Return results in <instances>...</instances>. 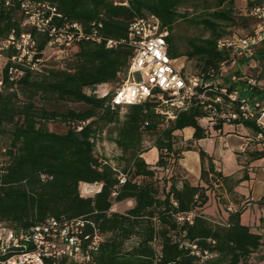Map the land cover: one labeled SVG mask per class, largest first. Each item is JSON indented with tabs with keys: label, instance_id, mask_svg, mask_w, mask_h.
Here are the masks:
<instances>
[{
	"label": "trees",
	"instance_id": "16d2710c",
	"mask_svg": "<svg viewBox=\"0 0 264 264\" xmlns=\"http://www.w3.org/2000/svg\"><path fill=\"white\" fill-rule=\"evenodd\" d=\"M35 1L49 3L57 9L62 15L57 24L79 23L87 33L96 28L103 39L119 42L127 40L130 24L136 19L155 15L170 32L167 41L171 58L186 55L196 59L200 73L218 69L226 59V54L217 49L218 41L229 36H225L227 27L246 20L239 22L235 0H214L213 4L193 0H127V5L116 0ZM190 4L196 9L204 7L205 12L190 18L189 13L180 11ZM263 5L264 0L248 1L249 10ZM179 20L202 26L210 36L189 39L186 51L181 52L174 38ZM21 22L17 8H0V39L12 30L32 32L39 51L45 50L48 37L22 27ZM66 54L74 58L71 69L26 70L16 84L9 82L7 69L4 71L5 88L0 92V222L14 229H28L51 217H85L103 233H112L101 245L97 264H248L263 246L264 236L242 223L243 211H229L225 223H215L202 214L209 202L211 184L228 187L230 181L235 184L247 181V167L243 176L233 181L216 170L213 158L203 149L177 147L175 132L185 128H194L193 141L208 138V129L199 123L205 116L202 108L195 106L178 113L167 126L164 117L156 113L153 102L113 111L106 106L108 98L87 95L85 90L103 84L116 88L121 81L119 75H125L129 69L131 47L124 42L108 49L106 41L98 44L84 40ZM255 59L264 69V43ZM259 79H264V74ZM20 95L24 96L23 100ZM255 95L264 99V88L256 89ZM37 97L58 103H79L85 109L60 112L39 108ZM122 110L125 112L121 119ZM56 120L66 125L64 133L49 129V123ZM83 122L82 130L71 126ZM110 124L117 126L114 142L126 161L122 171L96 155L102 126ZM243 124L252 127L256 135L261 131L252 121ZM221 128L222 124L215 127ZM147 134L156 135L153 147L158 150L159 159L155 168L142 157L146 153L143 142ZM189 144L193 146V142ZM191 150L199 152L200 180L206 186H194L188 180L181 181L179 186L172 178L169 190L161 198L158 170L170 171L172 164L178 165L182 153ZM247 155L249 162L264 159V151ZM121 175L126 177L124 184L119 181ZM81 183H99L102 189L94 197H82ZM128 199L135 200L134 208L125 215L108 216L113 202ZM185 213H195L193 224L179 223L177 216ZM183 233L188 240L217 256L199 263L174 240L173 236L180 237ZM133 236L139 242L127 251L125 242ZM45 264L53 263L47 260Z\"/></svg>",
	"mask_w": 264,
	"mask_h": 264
},
{
	"label": "built area",
	"instance_id": "2783aa9c",
	"mask_svg": "<svg viewBox=\"0 0 264 264\" xmlns=\"http://www.w3.org/2000/svg\"><path fill=\"white\" fill-rule=\"evenodd\" d=\"M116 1L127 5V0ZM0 8H17L22 15V27L49 39L43 51H39L38 40L32 32L12 30L0 39V92L5 88L6 69L9 82L14 84L26 70L42 72L47 49L64 54L84 40L98 44L106 41L108 49L125 42L132 49V57L127 73L119 75L118 86L99 85L86 89L87 95H91L87 91L96 90L98 98H108L106 106L113 111L153 102L166 126L178 113L198 106L205 113L199 121L205 122L206 127L252 121L261 129L255 139L264 142V99L255 95L261 83L257 78L248 77L243 69L247 65L257 66L255 56L264 43V5L249 11L254 25L247 34H232L218 41L217 49L226 54L218 69L197 74L186 73L184 65L177 66V59L171 58L167 41L170 32L155 15L136 19L130 24L127 40L119 42L103 39L96 28L87 33L79 23L57 24L62 15L46 2L0 0ZM84 125L85 122L71 124L77 130H82ZM119 181L124 184L126 177L121 175ZM194 217L195 213H185L178 215L177 220L193 224ZM173 238L180 249L188 251L199 263L217 256L188 240L185 233ZM105 241L106 234L85 217H51L28 229H14L0 222V264H45L47 260L53 264H97L96 257Z\"/></svg>",
	"mask_w": 264,
	"mask_h": 264
},
{
	"label": "rangeland",
	"instance_id": "374dc122",
	"mask_svg": "<svg viewBox=\"0 0 264 264\" xmlns=\"http://www.w3.org/2000/svg\"><path fill=\"white\" fill-rule=\"evenodd\" d=\"M236 2V16L240 21H243V23L237 25V26H231L227 27L226 34L232 35V34H239L244 35L247 32H249L253 25L254 20L249 15V8H248V1L249 0H235ZM194 3L202 4L203 2L213 4L214 0H193ZM180 11L182 13H189V17H193L195 15H198L202 12H205V8L200 6L199 8H195L193 5H186L182 8H180ZM210 36V32L207 31L202 26H196L191 25L188 22L184 20H179L175 32H174V38L175 43L178 47V49L181 52L186 51L187 47V41L191 38L195 37H201V38H207ZM74 58L70 55L67 56L66 53H56L55 49H47L45 51V62L43 63V70L49 69V68H56V69H71L72 65L74 63ZM184 65V71L186 73L191 74H197L200 73V64L198 61L194 58H189L188 56L184 55L177 59L176 65L181 66ZM256 67H251L250 65H247L243 67L244 72L248 77H254L257 78L260 83L261 87L264 88V79L260 80L259 76L264 74V69L260 62H257ZM107 91L111 89V87L108 86L106 88ZM95 91L89 90L87 93L91 95H95ZM20 99L23 100L24 96L20 95ZM36 105L39 108L45 107L48 110H58L60 112H65L67 110H75V111H82L85 109V106L79 103H72V102H65V103H58L55 100L51 99L49 101H46L43 98L37 97L36 99ZM124 110H122L120 116L122 119V116L124 114ZM49 129L51 131L57 132V133H64L67 129L66 125L61 121H51L48 125ZM116 125L110 124L106 126H102V131H100V137L96 141V155L102 159H106L109 161L112 165L119 168L121 171L126 166V161L123 160L121 157V151L116 146L114 139L116 137ZM215 128V127H214ZM215 131H217L215 129ZM213 129L212 131L208 130V138L217 139L216 132ZM226 131V130H225ZM186 134V133H184ZM220 136H227L224 134H221ZM156 140V135H145L144 142H143V149L146 152H149L151 149H153L154 143ZM209 143V140L204 143L206 145ZM221 149L227 150L228 149V143L221 141ZM182 149H186L189 147H192L191 144H189L188 141H185L184 138L181 136H178V146ZM152 153L156 154V151H150L146 155V159L148 160ZM190 157V154L186 157V160H188ZM239 160L243 162V166L247 167L246 165V159H244L242 156L239 157ZM151 161V160H148ZM224 165L227 169L226 173L228 174L231 172L229 170V163L228 160H225ZM170 171L166 170H158L157 174V181L159 186V196L161 198H164V194L169 190L171 185V179L174 178L176 181H178V185H181V181L183 180H192L191 176L189 177L188 172L181 166V161L177 164H172ZM247 170V168H246ZM244 171H242V175L244 174ZM248 171V170H247ZM253 181L250 183H245L242 188V191L246 194L249 193L248 198L244 199H234L232 197L226 196L224 187L220 185H213L211 184L210 188V197L212 199V207L208 209V213L212 214L215 212L214 216L211 217V220L215 223H225L228 217V212L230 211L229 208H231L233 211L241 209L243 211L241 220L242 223L245 225H248L253 232L260 233L264 236V188L262 189L261 184H257L258 181L262 180L264 181V165L258 167L256 170L253 171ZM199 185H201V181H198ZM256 186V187H255ZM264 186V184H263ZM87 189L91 187H86ZM262 189V190H261ZM253 198L255 200H253ZM217 204V205H216ZM244 208V209H243ZM134 240L129 242V245L132 246L134 244ZM264 257V241L263 246L260 248L258 252L253 254L251 258L249 259L248 264H264V261H262V258Z\"/></svg>",
	"mask_w": 264,
	"mask_h": 264
},
{
	"label": "crops",
	"instance_id": "0c3cea01",
	"mask_svg": "<svg viewBox=\"0 0 264 264\" xmlns=\"http://www.w3.org/2000/svg\"><path fill=\"white\" fill-rule=\"evenodd\" d=\"M199 123L202 127L207 128L210 131H212V129L215 131V128L206 127L207 125L205 124V122L199 121ZM194 132H195L194 128L189 127L175 132V136H180V137L182 136L185 141L193 142V147L197 149H203L209 156L213 158L216 170L218 172H222L224 176L233 179V181H236L243 176L241 173L244 170L245 166H243V162L239 160V157L242 156L244 159H247L248 158L247 153H251L254 151H264V142L257 141L255 139L256 132L254 131V129L252 127L245 126L244 124L222 125L221 129L215 131L217 139L214 140L212 138H206L198 141H193ZM221 134L227 136H220ZM208 140L209 143L204 145V143L207 142ZM221 141L228 143L229 147L227 150L221 149V143H220ZM153 150L156 151V154L152 153L151 157L148 159L151 161H148L146 159V155ZM150 151L144 153L142 157L149 165L155 168L159 159V152L154 147ZM188 154H190V157L188 160H186ZM225 160H228V163L230 164L229 170L231 172H229L228 174L226 173L227 169L224 165ZM179 161H181V166L188 172L189 177L191 176L192 178V180H188V181L194 186L199 185L198 181H201L200 180L201 160H200L199 152L197 150L183 152L182 158ZM248 162L249 161H247L246 164ZM262 165H264V159L250 161L249 164L247 165L249 180L241 182L239 184H235L234 182L230 181L228 183V187L227 186L224 187L226 196L232 197L234 199L248 198L249 193L246 194L245 192H243L242 188L245 187L244 186L245 183H250L253 181L252 180L254 174L253 171ZM201 183L202 186H206L204 182L201 181ZM257 184H261L262 185L261 188L262 189L264 188L263 186L264 181L260 180L258 181ZM83 185H87V183L80 184V193L82 197H94L102 189V184L99 183L88 184L91 185V188L89 189L83 187ZM208 195H209V202L202 210V214H204L205 216L211 219V217L214 216L215 212L212 214L208 213V209L212 207V199L210 197V191L208 192ZM253 200L255 199L253 198ZM134 206H135V200L133 199L124 200L122 202H113V205L108 211V216H111L112 214L125 215L127 211L134 208ZM105 234H106V239L112 236L111 232H106ZM132 240H134L135 242L132 246H130L129 242ZM138 242H139L138 237L136 236L131 237L129 240L125 242L124 245L125 250L127 251L131 250L133 246L138 244Z\"/></svg>",
	"mask_w": 264,
	"mask_h": 264
},
{
	"label": "bare ground",
	"instance_id": "6f19581e",
	"mask_svg": "<svg viewBox=\"0 0 264 264\" xmlns=\"http://www.w3.org/2000/svg\"><path fill=\"white\" fill-rule=\"evenodd\" d=\"M83 187H87V185H83Z\"/></svg>",
	"mask_w": 264,
	"mask_h": 264
}]
</instances>
